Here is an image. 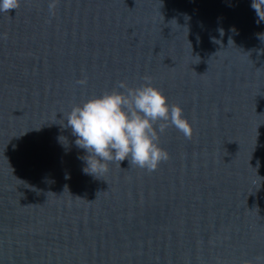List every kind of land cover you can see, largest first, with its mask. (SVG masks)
<instances>
[{
  "label": "water",
  "instance_id": "obj_1",
  "mask_svg": "<svg viewBox=\"0 0 264 264\" xmlns=\"http://www.w3.org/2000/svg\"><path fill=\"white\" fill-rule=\"evenodd\" d=\"M49 3L0 13V264H264L252 0ZM118 81L160 89L193 134L167 128L153 172L125 159L96 177L65 116Z\"/></svg>",
  "mask_w": 264,
  "mask_h": 264
},
{
  "label": "clouds",
  "instance_id": "obj_2",
  "mask_svg": "<svg viewBox=\"0 0 264 264\" xmlns=\"http://www.w3.org/2000/svg\"><path fill=\"white\" fill-rule=\"evenodd\" d=\"M57 2L50 0V13L54 14ZM19 6L20 0H0V13H9ZM251 7L257 22L264 21V0H252ZM77 83L84 85L87 80ZM65 118L66 126L76 137L75 144L86 152L84 172L96 177L108 172L110 162L120 165L125 159L131 167L153 172L169 159V153L159 146L160 135L167 128L175 127L187 139L193 134L182 107L170 105L163 92L150 83L131 87L118 81L112 91L74 105Z\"/></svg>",
  "mask_w": 264,
  "mask_h": 264
}]
</instances>
